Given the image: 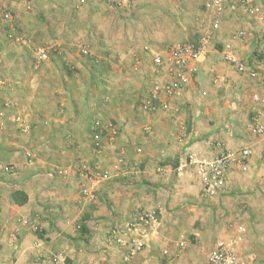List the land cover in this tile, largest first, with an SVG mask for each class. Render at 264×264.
<instances>
[{"label":"crops","instance_id":"crops-1","mask_svg":"<svg viewBox=\"0 0 264 264\" xmlns=\"http://www.w3.org/2000/svg\"><path fill=\"white\" fill-rule=\"evenodd\" d=\"M156 1L150 4L157 5ZM207 11L199 33L211 16ZM242 14L247 15L241 6L232 4L219 15L220 26L207 53L194 62L193 80L161 99L168 102L167 108L160 105L155 112L120 118L116 126L124 147L119 150L86 141L87 130L78 117L74 123L68 119L65 126L56 124L50 97L34 94L26 100L17 95L13 115H24L32 123L25 139L0 142V264H52L59 252L63 264H195L202 258L198 252L193 254V247L223 236H233L246 250L261 254L256 248L264 242V138L252 127L256 122L264 124V83L237 73L219 53L233 33L248 31L237 25V15ZM163 17L168 19L167 14ZM251 42L235 41L238 54L249 50ZM165 51L149 45L153 57ZM143 72V82H149L147 92L153 81L172 79L165 68L157 73L153 62ZM17 84L24 86L25 81L17 80ZM64 97L60 100L67 105L69 99ZM102 120L106 121L98 118ZM180 131H186L185 139L179 137ZM65 133L73 139L62 140ZM56 136L59 141L52 140ZM214 139L222 141L236 159L226 169L218 191L206 194L193 172L179 173L176 166L187 152L212 159ZM242 149L250 151L245 163L240 162ZM117 152L124 153L133 172L112 167ZM84 160L110 167L111 176L97 186L93 199L81 192L82 185L89 183L78 171ZM158 165H165V170L157 172ZM15 190L26 195L24 202H14L11 193ZM146 209L156 210L158 223L144 236L143 248L123 261L126 247L112 243V233L126 231L133 215ZM79 222L82 227L78 229ZM229 222L241 225L243 231L230 229ZM203 229L212 231L210 239L202 237ZM195 237L198 242L193 241ZM180 241L183 247L177 245Z\"/></svg>","mask_w":264,"mask_h":264},{"label":"rangeland","instance_id":"rangeland-1","mask_svg":"<svg viewBox=\"0 0 264 264\" xmlns=\"http://www.w3.org/2000/svg\"><path fill=\"white\" fill-rule=\"evenodd\" d=\"M150 1L0 0V142L26 138L32 120L24 115L18 118L12 109L18 101L17 95L27 100V96L36 94L51 98L56 124L65 126L68 119L74 123L78 117L87 130L86 141L91 139L94 146L121 149V132L116 124L120 118L142 111L141 100L149 84L146 78L143 82V68L153 62L149 45L163 51L183 39L194 41L207 16L204 0L185 3V0H166L167 5L173 4L171 7L164 6L160 0L156 1L159 5H151ZM115 5L128 13L127 17L119 16ZM166 14L168 19L163 17ZM237 16L240 20L237 25L246 27L248 41H252L249 50H243L240 56L249 63L258 59L264 64V51L254 50L252 45L257 38L264 37V12L261 20L248 13ZM233 29L236 25L230 31ZM17 80L25 81V85H18ZM64 95L69 99L67 105L66 101L62 103ZM98 118L106 121H99L96 126ZM106 123L117 129L113 144L106 143L109 139ZM68 136L72 135L62 134L61 139ZM58 137L52 140L59 141ZM122 154L124 165L120 168L129 169ZM231 221L240 223L241 219ZM211 233L203 229L201 235L210 239ZM193 241L199 240L195 237ZM215 242L193 247V254L198 252L202 258L195 264H206V253ZM260 245L256 248L260 255L246 250L242 244L237 247L249 264H258L264 254V242Z\"/></svg>","mask_w":264,"mask_h":264},{"label":"built area","instance_id":"built-area-1","mask_svg":"<svg viewBox=\"0 0 264 264\" xmlns=\"http://www.w3.org/2000/svg\"><path fill=\"white\" fill-rule=\"evenodd\" d=\"M127 1V0H126ZM238 4L246 13L254 15L261 20V15L264 12V0H204V6L209 11L210 17L207 20V25L199 33L194 41L178 42L168 47L164 54H156L153 57V63L156 72H160L163 68L167 73L172 75L164 81H154L148 92L141 100V110L144 112H155L158 108H167L168 102L161 101L163 98H169L179 91L185 84L193 80L196 73L194 62L199 58H203L208 51V44L213 38L214 33L220 26V14L232 6ZM249 34L247 31H236L232 35V39L224 42L219 53L221 59L231 66L237 73L245 75L248 79L259 80L264 83V64L261 60L256 59L252 62H247L238 54L235 47V41H248ZM254 50L264 51V37L253 41ZM242 48V47H241ZM264 97V92L262 94ZM96 121V126L99 124ZM105 127L108 130V142L113 144V140L117 133L116 127L111 123H106ZM252 130L255 134L264 138V124L256 122ZM179 137L185 139L186 131H180ZM213 141V140H212ZM98 143V142H97ZM216 155L212 159L198 157L192 152H187L183 160L176 166L177 172H183L188 169L195 174L199 179L203 192L212 194L218 191L224 182L226 169L230 163L236 159V154L225 148L222 141L214 139ZM103 147L101 145L98 146ZM240 162L245 163L250 153L249 149L240 151ZM124 165V156L122 152H118L115 160V168L120 170ZM165 165H158L157 172H163ZM125 170V169H124ZM79 174L84 181H88V185L84 184L81 187V192L89 199L96 197L95 189L97 186L110 177L108 169L100 168L98 165H90L88 162H81L78 167ZM133 172L131 168L127 170ZM158 215L155 209H146L138 212L126 224V231L114 230L111 236V242L117 245L126 247V252L123 255V261L130 259L137 251L144 246V236L158 223ZM33 230H36L37 224L33 223ZM81 222L76 224V228H81ZM230 229L243 231L241 225H235L232 222L228 223ZM129 233V235H128ZM237 239L233 236L220 237L214 245L206 253V264H249V260L244 258L238 250ZM179 247L184 246V242L177 243ZM166 253V251H164ZM251 259H253L251 257ZM63 253H56L52 257V264H63ZM161 264H165L162 262ZM258 264H264V254Z\"/></svg>","mask_w":264,"mask_h":264},{"label":"trees","instance_id":"trees-1","mask_svg":"<svg viewBox=\"0 0 264 264\" xmlns=\"http://www.w3.org/2000/svg\"><path fill=\"white\" fill-rule=\"evenodd\" d=\"M115 6L118 9L117 13L119 16L127 17L128 13H124L122 10L119 9V7L117 5H115ZM11 197L14 200V202H16V203H22L26 200V195L22 191H19V190L13 191L11 193Z\"/></svg>","mask_w":264,"mask_h":264}]
</instances>
